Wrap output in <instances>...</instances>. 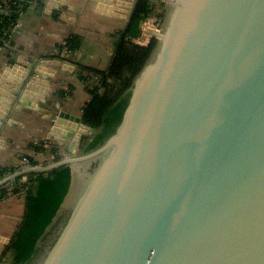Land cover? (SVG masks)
Listing matches in <instances>:
<instances>
[{
	"label": "water",
	"instance_id": "95a60500",
	"mask_svg": "<svg viewBox=\"0 0 264 264\" xmlns=\"http://www.w3.org/2000/svg\"><path fill=\"white\" fill-rule=\"evenodd\" d=\"M94 1L128 23L138 0ZM160 27L100 146L84 153L95 129L59 111L49 136L68 153L0 179L13 189L68 166L72 184L88 164L36 264H264V0H166ZM17 61L26 70L12 63L0 77L11 93L0 94V126L10 100L37 110L49 93L47 58Z\"/></svg>",
	"mask_w": 264,
	"mask_h": 264
},
{
	"label": "crops",
	"instance_id": "0c3cea01",
	"mask_svg": "<svg viewBox=\"0 0 264 264\" xmlns=\"http://www.w3.org/2000/svg\"><path fill=\"white\" fill-rule=\"evenodd\" d=\"M35 1L18 16L19 26L10 34V48L0 50V77L5 67L12 63L26 70L27 61L18 63L19 56L24 59L47 58L45 66L52 76H41L49 80V93L38 99L37 110L19 107L22 105L10 100V110L0 126L2 168L18 169L22 167L23 158L27 157L29 161V157L37 160L38 155L44 156L31 145L50 139L49 129L59 111L77 116L82 114L83 107L92 99L91 90L99 81L94 72L104 73L108 69L127 23L120 17L97 11L94 0H65V5L54 6L52 13L47 11L49 0ZM70 37L76 39V49L60 51L59 46ZM137 38L132 41L139 44ZM79 74L90 80H83ZM62 91L68 92L66 97L61 96ZM0 94L11 96L4 90ZM15 183L17 180L12 185ZM23 205V196L16 194L0 201V238L12 235L24 214ZM8 245L0 239V264H9Z\"/></svg>",
	"mask_w": 264,
	"mask_h": 264
},
{
	"label": "trees",
	"instance_id": "16d2710c",
	"mask_svg": "<svg viewBox=\"0 0 264 264\" xmlns=\"http://www.w3.org/2000/svg\"><path fill=\"white\" fill-rule=\"evenodd\" d=\"M164 15L165 3L161 0H138L125 30L120 34L108 69L104 73L94 72L99 77V81L91 90V101L82 109V120L95 131L82 138L80 147L84 153L96 149L113 133L127 105L134 78L151 59L156 49V40H152L147 45L132 41L140 35L142 22L147 17L163 18ZM17 16L16 13H10L6 19L4 18V25L15 21ZM2 26L3 23L0 24V39L9 40L10 33L1 30ZM75 40L74 37L68 38L63 45L59 46V50L74 51L77 47ZM80 70L84 69L80 67ZM79 76L85 81L90 80L88 76L81 74ZM108 79L112 82L108 83ZM102 87L104 92L101 93L99 88ZM67 94V91L61 92L62 97H66ZM46 144L41 141L31 147L38 153L52 154L54 161L60 159L59 147H49ZM29 161L31 164H37L33 157H29ZM15 170L12 167H0V177ZM71 179V169L63 166L47 173H32L24 185L14 184L12 193L23 196L25 212L22 224L6 249V252L11 253L9 264H29L43 251L39 244L44 242L49 234L48 230L69 192ZM7 188L6 184L0 186V201L9 196Z\"/></svg>",
	"mask_w": 264,
	"mask_h": 264
},
{
	"label": "built area",
	"instance_id": "2783aa9c",
	"mask_svg": "<svg viewBox=\"0 0 264 264\" xmlns=\"http://www.w3.org/2000/svg\"><path fill=\"white\" fill-rule=\"evenodd\" d=\"M161 1L166 4V0ZM35 3V0H0V24L3 23L1 30L11 34V32L16 30L19 26L18 16H20L25 11V8H29ZM10 13H16L18 16L15 21L9 22L8 24L4 25V18L6 19V17ZM162 19L163 18H158L156 16L145 18V20L141 24L140 35L137 38V42L140 45H147L151 42V40H157V37L161 33L163 28L160 27ZM7 21L8 20H6V22ZM10 46L11 39H0V50L10 48ZM23 159L27 160L26 158ZM7 190L10 192L9 195L13 194L11 188H7Z\"/></svg>",
	"mask_w": 264,
	"mask_h": 264
},
{
	"label": "rangeland",
	"instance_id": "374dc122",
	"mask_svg": "<svg viewBox=\"0 0 264 264\" xmlns=\"http://www.w3.org/2000/svg\"><path fill=\"white\" fill-rule=\"evenodd\" d=\"M99 92H104V90H102L100 88L99 89ZM50 139H51V141H50ZM50 139L49 140H45L46 143H47L46 146H49V147L50 146H52V147L58 146L59 147V150H60V153H61V157H63V155H65V154L68 153L67 150H64L62 148V146H63V143L62 142H60L58 140H54L52 138H50ZM42 155H44V156H40V155L37 156V160H38V161L36 160L37 163H39V164H42V163H51L52 161H54L53 160L54 157L52 156V154H50V153H42ZM25 158L28 159L27 157H25ZM22 163H23L22 164V167L23 166H26L28 164H31L30 161H27V160H24V159L22 160ZM87 168H88V164L87 163H83L80 167H78L79 175H74L72 184L70 186L69 193L67 194V197H66V199H65V201H64L61 209L59 210L58 215L56 216L55 220L53 221V224L51 225V227L48 230L49 234H48L47 238L45 239L44 242H42V243L39 244L40 246H42V248H45L46 247V245L49 243V241L52 239L53 235L57 231L60 223L63 220V217L65 216V213L68 211V209L70 207V204H71V202H72V200H73V198L75 196V193H77L79 187L81 186V179L78 178V177H80L83 174V171L87 172L86 171ZM38 257H40V256L37 255V257L34 258L29 264H36L37 261L39 260Z\"/></svg>",
	"mask_w": 264,
	"mask_h": 264
}]
</instances>
